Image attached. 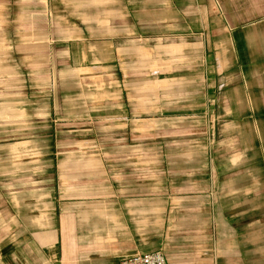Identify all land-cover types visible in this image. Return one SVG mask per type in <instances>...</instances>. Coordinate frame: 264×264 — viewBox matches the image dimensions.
<instances>
[{"label":"crops","instance_id":"1","mask_svg":"<svg viewBox=\"0 0 264 264\" xmlns=\"http://www.w3.org/2000/svg\"><path fill=\"white\" fill-rule=\"evenodd\" d=\"M1 1L0 51L3 37L32 38L21 46L31 59L34 37L45 45L53 31L67 42H81L78 50L70 45L65 51L68 62L81 59L79 69L90 68L86 64L94 51L84 38L115 35L116 21L122 23L119 34L129 38L130 53L141 52L152 39L198 37L203 93L196 96L194 77H188L195 68L190 55L188 76L175 80L185 114L201 107L211 125L202 146L186 144L204 150V183L197 182L195 172L186 184L172 175L164 183L162 174L110 172L108 158L99 154L53 156L49 131L45 135L42 129L35 138L33 124L23 128L32 129L26 139L0 141V264H118L155 251L167 264H264V25L238 29L245 19L238 15V0H219L224 6L223 16L215 17L224 22L219 31H212L205 9L202 26L195 29L190 15L196 0H17L18 13L6 8L4 18ZM53 4L74 5L73 19L84 25L61 27L72 18L56 15ZM211 36L222 38L213 48ZM13 47L19 53L20 46L10 42L8 49ZM210 52L216 70L209 67ZM28 107L23 115H29ZM7 109L8 117L20 114ZM79 144L87 148L96 142ZM186 159L196 160L190 154Z\"/></svg>","mask_w":264,"mask_h":264},{"label":"rangeland","instance_id":"2","mask_svg":"<svg viewBox=\"0 0 264 264\" xmlns=\"http://www.w3.org/2000/svg\"><path fill=\"white\" fill-rule=\"evenodd\" d=\"M2 2L3 18L7 15L6 8H10L9 14L18 13L16 8L19 6L13 5L17 0ZM196 2L199 4L193 6V14L190 15L196 18L195 29L201 28L202 9H205V15L212 20V31H219L224 22L216 21L215 17L223 16L221 2ZM38 7L36 12L41 10V6ZM51 8L56 15L72 18L64 23L59 21L61 27L84 25L83 21L73 19L76 16L74 5L53 4ZM76 8L82 9L84 5ZM238 15L245 18L238 21V29L251 30L258 23L264 25V4L260 0H238ZM35 18L37 23L39 18ZM3 23L5 30L6 20ZM99 23V26L103 25V22ZM89 25L95 26L96 22ZM121 25L120 21L115 22V35L91 34L84 38L85 46L94 49L90 60H87L88 69L78 68L79 57L70 63L65 54L70 45L72 51L78 50L81 42H67L65 36H55L53 31L44 38L47 41L45 45L41 37H34L35 53L31 59H27L26 48L21 49V46L32 38L3 37L0 104L4 106L0 107V141L26 139L32 129L27 133L23 128L26 124H33L35 138L42 136V129L45 135L49 131L47 135L52 142L53 156L99 154L105 160L108 158L107 169L110 172H141L152 178L155 174H162L164 183L172 175L179 183L185 184L189 182L188 174L195 172L196 181L204 183L200 179L206 174L204 150H189L186 144L194 141L190 144L202 146L205 143V130L211 125L210 118L197 106L194 115L185 114L186 103L180 100L181 95L177 92L181 85L175 80L188 76L186 68H190L192 63L187 62V56L190 55L194 57L195 68L188 77H194L196 96L203 93L201 78L204 74L200 65L203 53L199 38L152 39L141 45V52L136 49L130 53L129 38L119 34ZM104 30L107 31L106 28ZM220 39L211 36L210 47L213 48ZM10 42L20 46L19 53L15 47L8 49ZM172 45L179 49L172 51ZM210 54L209 67L214 66L216 70L215 54ZM26 96L29 97L28 102ZM198 103L203 102L196 101ZM27 104L28 116L23 115ZM135 106L137 110H134ZM7 108L19 111V116H6L5 113L10 112ZM93 141L96 142L94 147L83 148L79 144ZM189 154L196 159L194 163L187 161ZM73 167L67 165V168Z\"/></svg>","mask_w":264,"mask_h":264},{"label":"built area","instance_id":"3","mask_svg":"<svg viewBox=\"0 0 264 264\" xmlns=\"http://www.w3.org/2000/svg\"><path fill=\"white\" fill-rule=\"evenodd\" d=\"M118 264H167V262L161 252L155 251L133 255L129 258L120 260Z\"/></svg>","mask_w":264,"mask_h":264}]
</instances>
